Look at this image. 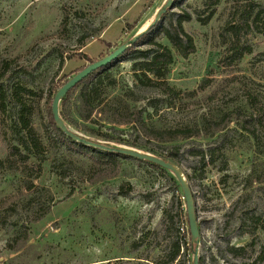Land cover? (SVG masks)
Returning a JSON list of instances; mask_svg holds the SVG:
<instances>
[{
	"label": "rangeland",
	"instance_id": "obj_1",
	"mask_svg": "<svg viewBox=\"0 0 264 264\" xmlns=\"http://www.w3.org/2000/svg\"><path fill=\"white\" fill-rule=\"evenodd\" d=\"M166 1L0 0V82L10 87L21 81L34 89V121L39 131H51L49 91L147 30ZM211 1L175 0L170 8L173 18L192 16L183 23L196 45L187 58L166 37L156 38L173 51L168 82L176 97L137 81L133 63L139 52L126 54L100 83L110 102L142 109L152 128H202L238 110L253 117L256 136L236 122L213 137L165 143L147 140L132 125L100 126L78 118V128H71L114 147L149 152L87 135L83 127L164 154L178 147L175 164L193 192L203 264H255L264 249V0H222L216 8ZM212 9L214 16L203 24ZM157 22L166 26L168 19ZM152 47L144 42L138 51ZM17 112L14 105L0 109V161L8 142H16ZM44 157L42 173L33 180L37 192L24 190V175L0 166V264H167L172 241L190 238L183 190L171 171L126 155L116 177L91 183V162L69 145H48ZM46 209L31 225L25 246L9 250L22 223ZM195 247L191 240L182 243L171 264H190Z\"/></svg>",
	"mask_w": 264,
	"mask_h": 264
},
{
	"label": "trees",
	"instance_id": "obj_2",
	"mask_svg": "<svg viewBox=\"0 0 264 264\" xmlns=\"http://www.w3.org/2000/svg\"><path fill=\"white\" fill-rule=\"evenodd\" d=\"M221 1L222 0H212L210 4L216 8ZM215 10L216 9H212L206 18L201 19L203 24H208L214 16ZM167 12L162 15V19H168V24L166 26L160 25V23L157 22L149 27L137 42L130 46L123 55L109 65L92 72L67 93L60 102V114L64 121L68 126L76 128H78V118L91 124H100V126L104 123L111 125H132L133 128L147 140L160 143L200 137H213L226 130L232 122H236V125L243 131L256 136V126L253 117L243 116L238 110L226 113L219 120H208L202 128L194 126L175 129H155L147 124L142 109L121 107L107 99L108 93L104 91L103 83H100L102 80L101 77H103V75L126 54L132 52H139V55H137L138 57L134 58L133 70L137 81L141 85L158 88L169 96L176 97L178 95L177 90L171 87L168 82L171 66L175 62L173 51L167 45L156 40V38L158 36L166 37L183 58H187L190 54L194 53L196 51V45L193 37L185 31L183 26L184 21L191 20L192 16L188 13H181L177 15L176 18H173L170 9H168ZM144 42L152 44L153 47L146 51H138V47ZM63 64L64 59L62 58L60 68ZM85 67L86 66H82L79 71ZM112 82L111 84H115V81ZM100 85H102V87ZM57 91L58 90H50L46 98V103L48 102L49 105V126L51 127V131L46 127L43 133L39 131L34 121V100L38 97L37 92L21 81L10 87H4L2 82H0V109L5 111L8 105H14L18 109L17 119L14 121L15 132H17L18 136L15 143L11 141L8 142V153L7 156L0 161V166L6 168L10 173L24 175L26 178L24 181V190L37 192L38 188L33 180L39 178L42 173V161L45 160L44 153L46 147L48 145L57 146L60 141L69 145L76 153L84 155L91 162V173L87 179L91 183H96L106 178L116 177L122 170V159L125 158L126 155L81 144L66 135V133L58 127L52 112V103ZM83 130L87 135L144 149L154 153L156 156L175 163V154H177L178 147L164 154L154 148L129 141L122 136H116L101 128L86 125L83 127ZM32 157L39 159L40 162L31 163ZM141 161L163 172H169V170L157 164L145 160ZM259 180L263 182L264 178H260ZM48 211L49 209H46L33 219L24 221L21 227L17 229L16 233L9 240L7 248L16 252L21 250L30 239L32 232L31 225L41 220ZM184 237V239L183 237H177L172 241L167 264H171L177 259L182 248V243L189 245L191 237L189 236L190 238L188 239L186 235H184ZM230 249L233 250V247ZM121 261L122 260H118V264H121ZM189 261L190 264H193V257H191ZM164 262L165 261L160 262L156 260L148 264H164ZM179 264H185V261ZM200 264H203L202 258H200ZM255 264H264V249L260 252Z\"/></svg>",
	"mask_w": 264,
	"mask_h": 264
},
{
	"label": "water",
	"instance_id": "obj_3",
	"mask_svg": "<svg viewBox=\"0 0 264 264\" xmlns=\"http://www.w3.org/2000/svg\"><path fill=\"white\" fill-rule=\"evenodd\" d=\"M175 0H167L166 3L162 6V8L158 11L154 22L150 25L153 26L159 21L163 14H165L168 9H170ZM146 30L137 33L134 37L127 42L121 44L118 48L112 51L107 56L94 61L88 64L85 68L80 70L76 73L73 77H71L67 82L63 84V86L57 91L53 103H52V112L54 119L58 125V127L66 133L69 137L73 138L75 141L84 144L89 147L102 149L109 152L124 154L127 156H131L140 160L149 161L151 163L157 164L162 168H165L171 171L176 178L178 179L181 188L183 190L184 198L186 201V208H187V215H188V222H189V229H190V237L191 242L195 244L194 256H193V264H200V256H199V245H200V227L198 223V216L195 208V200L193 196V192L182 172V170L172 161H168L163 159L155 154L150 152L141 151L135 148L129 147H114L110 145H106L101 141L92 140L86 136L79 134L78 132L74 131L67 123L64 121L60 114V102L61 100L67 95V93L73 89L77 84H79L83 79H85L88 75L92 72L98 70L101 67L107 66L110 63L114 62L118 59L121 55H123L126 50L135 44L137 40L141 37Z\"/></svg>",
	"mask_w": 264,
	"mask_h": 264
},
{
	"label": "flooded vegetation",
	"instance_id": "obj_4",
	"mask_svg": "<svg viewBox=\"0 0 264 264\" xmlns=\"http://www.w3.org/2000/svg\"><path fill=\"white\" fill-rule=\"evenodd\" d=\"M200 232H201V229H200ZM200 238H201V233H200Z\"/></svg>",
	"mask_w": 264,
	"mask_h": 264
}]
</instances>
